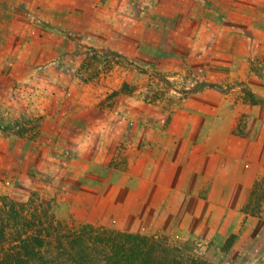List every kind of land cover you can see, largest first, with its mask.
<instances>
[{"label": "rangeland", "instance_id": "1", "mask_svg": "<svg viewBox=\"0 0 264 264\" xmlns=\"http://www.w3.org/2000/svg\"><path fill=\"white\" fill-rule=\"evenodd\" d=\"M89 1L90 14L79 8L72 20L47 18L56 33H43L42 24L18 35L13 24L5 29H12L9 35H0V264L25 259L22 244L36 253L23 264H264V57L235 78L218 72L217 83L210 70L184 60L181 68H166L172 63L153 52L161 40L146 41L145 29L160 28L161 15L147 21L139 5L141 19L120 21L118 13H101L98 0ZM199 94L202 106L194 101ZM210 95L218 96V143L242 141V152L252 146L247 142L255 146V159L233 165L235 181L241 167L257 178L254 190L219 196L228 201L221 223L201 222L181 180L168 182L163 202L148 214L127 212L122 202L129 197L119 198L125 211L117 212V197L104 195L112 191L103 184L117 181V159L137 151L107 135L120 119L142 120L140 111L156 110L151 121L160 122L173 107L197 109L213 120ZM204 137L208 132L197 135ZM151 151L155 162L174 160L172 150ZM208 177L201 195L209 201ZM117 184L141 194L132 200L142 204L159 199L141 180Z\"/></svg>", "mask_w": 264, "mask_h": 264}, {"label": "crops", "instance_id": "2", "mask_svg": "<svg viewBox=\"0 0 264 264\" xmlns=\"http://www.w3.org/2000/svg\"><path fill=\"white\" fill-rule=\"evenodd\" d=\"M98 1L95 4L98 5L101 13L107 15L108 18L113 13H118V20L120 21L134 22L141 19L142 16L139 18L137 13L139 5L145 6L143 13L146 15L147 21L150 18L153 20L154 15L157 17L161 15L162 24L160 28H154L155 24L152 23L149 30L145 29L146 41L154 44V38L161 40V47L153 46V52L162 54V59L172 63L164 66L166 68H181L184 60L188 63L187 67L189 68L199 67L210 70V74L216 76L214 81L217 83L221 81L218 79V72H222L219 76L225 72L228 76L235 78L234 74L249 70L251 62L256 61L255 58L264 57V0ZM115 4L117 7L112 8L111 6ZM76 5L78 6L77 9H75ZM125 6L131 7L129 12L126 11L128 9ZM79 8H81L82 14H90V1L0 0V35H9V31L12 29H5L9 26L14 27L13 24H18L17 29L12 30L17 31L18 35H21V32L35 31L42 24L43 28L40 29L43 33L48 34V31L56 33L57 28L53 29L52 25H47L46 19L57 21L59 17L60 19L72 20L74 13ZM129 37L135 38V35L130 32ZM202 95L204 94H199V97L194 100L200 106L205 102ZM217 97L210 95L207 98L210 113L213 108V120L210 119V121L199 114L202 110L198 112L197 109H175V107L168 112L166 111L160 122L155 121V119L151 121L152 116L156 117V110L151 112L140 111L141 114L145 113L142 120L139 116L140 120L138 121L140 122L136 120L122 122L120 119L121 125H117L116 130L109 134L111 136L107 135V138H114L117 140V145L122 143V146L136 150L137 153L136 156L117 159V170L115 169L117 181L112 179L113 184H110V181L107 180L103 184L104 189L112 191L104 195L117 197V206L114 204L116 201L111 202L115 206L114 209L117 207V212L125 211L119 203V198L129 197L131 199L122 202L123 205L128 206L127 212L148 214L153 211V206L159 207L163 202L169 191L168 182L181 180L183 183L180 189L188 190L187 195L190 198L188 204L191 203L192 206L194 204L196 206L195 211L201 212V222L212 223L217 220L218 223H221L225 213L224 206L228 205V201L223 202L218 197H242L247 194V191L254 190L257 178L247 175V170L241 167L238 170V179L235 181L233 166L234 159L240 164H248L250 158L255 159L257 152L253 148L255 147L254 144L247 142L252 146L247 147L248 149L242 152L237 151L239 149L237 146L242 145V141L231 142L227 140L222 142L224 140H221L218 143L215 139L218 137L216 136L218 129L216 124ZM189 101H192V98ZM194 117L195 119L191 120ZM229 125L231 128L233 127L232 120ZM201 131L208 132V137L198 139L197 135ZM123 132L126 135L121 137ZM138 149L147 151L139 152ZM150 149L172 150L170 156L174 160H171L172 162L169 160L155 162L153 151ZM218 150H221L220 156ZM165 157L166 153L163 152L161 159ZM121 165H125L126 169H120ZM207 176L212 182V193L209 201L201 195V191L205 189ZM159 179L167 181V183L163 187L152 183L153 180ZM123 180L131 182L141 180L147 183L145 187L147 194L149 189L156 190L159 199L156 200V203L146 200L143 204L136 199L132 200V197L141 194L133 193V188L127 187V185L118 187V181ZM185 181L187 183H184ZM123 189L126 191H122ZM230 204L232 206L230 213L234 214L238 210H234L233 199ZM215 206L216 210L213 209ZM190 210L188 207L187 211Z\"/></svg>", "mask_w": 264, "mask_h": 264}, {"label": "trees", "instance_id": "3", "mask_svg": "<svg viewBox=\"0 0 264 264\" xmlns=\"http://www.w3.org/2000/svg\"><path fill=\"white\" fill-rule=\"evenodd\" d=\"M7 208H8L10 211H12V209H13L12 206L7 207ZM125 236H126V237H132V236L129 235V234H128V235H125ZM21 247H22L23 250H24V256L26 255V258L23 259V258L20 257V258H16V259L13 260V261H12V260H11V261L8 260L7 263L10 262L9 264H11V263L13 264L14 262L17 261L18 264H23V261H25V263H27L28 260H32V259H33L34 261L36 260L35 257H34V258H31L32 255H33V256H36V253L33 252L32 250H30L31 248L29 247V244H22ZM22 259H23V260H22ZM39 260L42 261V258H40Z\"/></svg>", "mask_w": 264, "mask_h": 264}]
</instances>
